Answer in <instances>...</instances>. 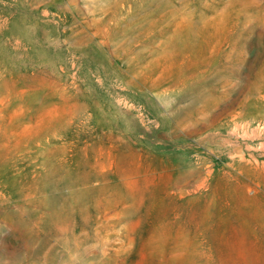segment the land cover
Listing matches in <instances>:
<instances>
[{"label": "rangeland", "instance_id": "rangeland-1", "mask_svg": "<svg viewBox=\"0 0 264 264\" xmlns=\"http://www.w3.org/2000/svg\"><path fill=\"white\" fill-rule=\"evenodd\" d=\"M0 264H264V0H0Z\"/></svg>", "mask_w": 264, "mask_h": 264}, {"label": "bare ground", "instance_id": "bare-ground-1", "mask_svg": "<svg viewBox=\"0 0 264 264\" xmlns=\"http://www.w3.org/2000/svg\"><path fill=\"white\" fill-rule=\"evenodd\" d=\"M237 128L244 130V132L246 133V130H247V129H246L244 126L241 125V126H237V127H235V129H237ZM252 133H253V132H252Z\"/></svg>", "mask_w": 264, "mask_h": 264}]
</instances>
